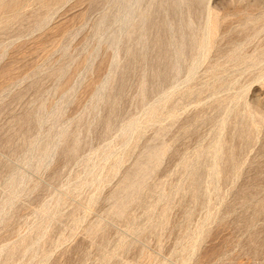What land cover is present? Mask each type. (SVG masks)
Returning a JSON list of instances; mask_svg holds the SVG:
<instances>
[{
	"label": "rangeland",
	"instance_id": "obj_1",
	"mask_svg": "<svg viewBox=\"0 0 264 264\" xmlns=\"http://www.w3.org/2000/svg\"><path fill=\"white\" fill-rule=\"evenodd\" d=\"M0 264H264V0H0Z\"/></svg>",
	"mask_w": 264,
	"mask_h": 264
},
{
	"label": "bare ground",
	"instance_id": "obj_2",
	"mask_svg": "<svg viewBox=\"0 0 264 264\" xmlns=\"http://www.w3.org/2000/svg\"><path fill=\"white\" fill-rule=\"evenodd\" d=\"M133 9H134V5H131L130 7H128V10H127V17L131 16ZM132 128H133V124L130 125V126L127 128V130H130V129H132Z\"/></svg>",
	"mask_w": 264,
	"mask_h": 264
}]
</instances>
